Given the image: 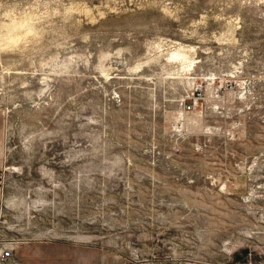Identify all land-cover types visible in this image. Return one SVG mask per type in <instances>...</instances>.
Returning <instances> with one entry per match:
<instances>
[{
	"label": "rangeland",
	"instance_id": "obj_1",
	"mask_svg": "<svg viewBox=\"0 0 264 264\" xmlns=\"http://www.w3.org/2000/svg\"><path fill=\"white\" fill-rule=\"evenodd\" d=\"M0 242L20 264L264 258V0H0Z\"/></svg>",
	"mask_w": 264,
	"mask_h": 264
},
{
	"label": "crops",
	"instance_id": "obj_2",
	"mask_svg": "<svg viewBox=\"0 0 264 264\" xmlns=\"http://www.w3.org/2000/svg\"><path fill=\"white\" fill-rule=\"evenodd\" d=\"M232 264H264V258L262 255H251V251L248 249L236 252L231 257Z\"/></svg>",
	"mask_w": 264,
	"mask_h": 264
},
{
	"label": "built area",
	"instance_id": "obj_3",
	"mask_svg": "<svg viewBox=\"0 0 264 264\" xmlns=\"http://www.w3.org/2000/svg\"><path fill=\"white\" fill-rule=\"evenodd\" d=\"M0 264H20L16 259L12 244L0 242Z\"/></svg>",
	"mask_w": 264,
	"mask_h": 264
},
{
	"label": "bare ground",
	"instance_id": "obj_4",
	"mask_svg": "<svg viewBox=\"0 0 264 264\" xmlns=\"http://www.w3.org/2000/svg\"><path fill=\"white\" fill-rule=\"evenodd\" d=\"M28 18V17H27ZM29 21V20H28ZM28 21H26V22H28ZM28 24H31V23H29L28 22ZM23 28H27V23H14L13 25H10L9 26V28H7L8 30H9V32L10 33H12V32H16L17 30H20V29H23ZM29 28H31V26L29 27ZM27 31H29V29L27 30ZM19 32V31H18ZM9 33V34H10ZM8 35V34H7ZM9 36H11V35H9ZM13 37V36H12ZM15 39V38H14ZM7 40V39H6ZM10 40V39H9ZM11 42H12V40H10ZM179 52H180V50H178ZM176 52V54L175 55H177V56H180V57H182V58H184V59H186V56L185 55H182V54H180L179 52ZM177 53H179V54H177Z\"/></svg>",
	"mask_w": 264,
	"mask_h": 264
}]
</instances>
